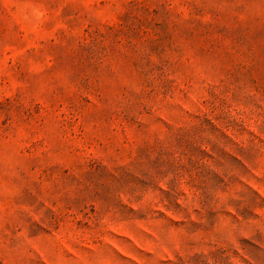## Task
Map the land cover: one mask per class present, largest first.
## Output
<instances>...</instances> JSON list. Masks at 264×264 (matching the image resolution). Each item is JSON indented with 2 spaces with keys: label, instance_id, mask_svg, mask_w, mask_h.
Listing matches in <instances>:
<instances>
[{
  "label": "rangeland",
  "instance_id": "374dc122",
  "mask_svg": "<svg viewBox=\"0 0 264 264\" xmlns=\"http://www.w3.org/2000/svg\"><path fill=\"white\" fill-rule=\"evenodd\" d=\"M0 264H264V0H0Z\"/></svg>",
  "mask_w": 264,
  "mask_h": 264
}]
</instances>
